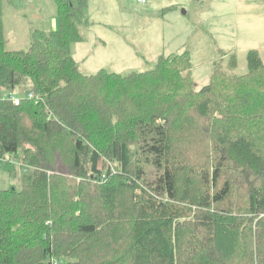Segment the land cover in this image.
<instances>
[{"label": "trees", "instance_id": "trees-1", "mask_svg": "<svg viewBox=\"0 0 264 264\" xmlns=\"http://www.w3.org/2000/svg\"><path fill=\"white\" fill-rule=\"evenodd\" d=\"M2 3L0 159L28 172L0 190V264H264L257 51L245 74L216 66L200 88L186 53L86 75L71 45L88 0H55L58 31L17 51Z\"/></svg>", "mask_w": 264, "mask_h": 264}, {"label": "rangeland", "instance_id": "rangeland-1", "mask_svg": "<svg viewBox=\"0 0 264 264\" xmlns=\"http://www.w3.org/2000/svg\"><path fill=\"white\" fill-rule=\"evenodd\" d=\"M124 3L128 9L137 8L133 19L122 13L116 0H105L107 9H88L89 26L79 27L84 41L71 45L83 74H94L100 69L123 75L144 72L153 69L161 56L186 53L191 60V77L200 88L207 84L216 66L235 75L245 74L246 56L252 50L259 53L264 63V9L241 11L243 7H255L256 0H148L144 6L135 0ZM55 4V0H3L6 49L25 50L32 31L47 26ZM164 9L175 10L182 22L172 16L164 19ZM58 28L57 22L55 32ZM231 56L237 62L233 69L229 68ZM26 91L22 88L14 96L20 99ZM27 172L16 159L1 160L0 190H19L21 177Z\"/></svg>", "mask_w": 264, "mask_h": 264}, {"label": "crops", "instance_id": "crops-1", "mask_svg": "<svg viewBox=\"0 0 264 264\" xmlns=\"http://www.w3.org/2000/svg\"><path fill=\"white\" fill-rule=\"evenodd\" d=\"M104 1L105 0H88V5H87V10H86V15H87V18H89V20H90V17H89V14H90V12L88 11V9L91 7V8H93V7H101L102 9H107L106 7H104ZM110 1V0H109ZM117 1V3L118 4H120V7H121V11H122V13L123 14H129L130 16H131V18L133 19V14H137V8L135 7V6H133L131 9H128L127 7H126V5H125V0H116ZM241 1H244V0H241ZM32 2V1H31ZM135 2H136V0H135ZM147 2H148V0H147ZM147 2L145 3V4H143V5H140V4H137V5H139V6H144V5H146L147 4ZM122 3V4H121ZM209 6H211V5H209ZM255 10V9H264V0H256V3H255V7L253 6V8H251V9H248V8H241V11L243 10V11H245V12H247V11H250V10ZM184 12V11H183ZM183 14H185V12L183 13ZM168 17V16H172L171 18L173 19V20H176V21H181L182 22V18L180 17V15H178L177 13H176V11L175 10H173V9H164V13H163V17H164V19H165V17ZM58 19H57V15H56V12L54 11L53 12V14L49 17V19L47 20V26L44 28V29H46V30H50V31H55V28H56V26H57V21ZM165 21H167V20H165ZM167 22H169V21H167ZM171 23V22H170ZM88 26H89V24H88ZM91 27H93V24L91 23ZM87 30H88V27H87ZM83 37H85V36H83ZM84 41V40H83ZM73 44H76V43H73ZM77 44H79V43H77ZM71 54H72V52H71ZM73 56V55H72ZM73 58L75 59V61H76V58L73 56ZM77 62V61H76Z\"/></svg>", "mask_w": 264, "mask_h": 264}, {"label": "built area", "instance_id": "built-area-1", "mask_svg": "<svg viewBox=\"0 0 264 264\" xmlns=\"http://www.w3.org/2000/svg\"><path fill=\"white\" fill-rule=\"evenodd\" d=\"M26 1L29 2L30 0H26ZM146 2H147V0H136V3L140 4V5H143ZM10 98L13 101V103H18V101H19L17 98H14V97H10ZM0 161H1V159H0Z\"/></svg>", "mask_w": 264, "mask_h": 264}, {"label": "water", "instance_id": "water-1", "mask_svg": "<svg viewBox=\"0 0 264 264\" xmlns=\"http://www.w3.org/2000/svg\"><path fill=\"white\" fill-rule=\"evenodd\" d=\"M184 13V12H183Z\"/></svg>", "mask_w": 264, "mask_h": 264}]
</instances>
